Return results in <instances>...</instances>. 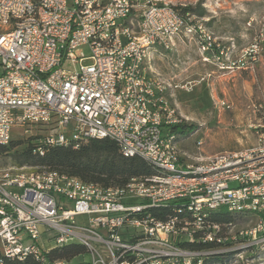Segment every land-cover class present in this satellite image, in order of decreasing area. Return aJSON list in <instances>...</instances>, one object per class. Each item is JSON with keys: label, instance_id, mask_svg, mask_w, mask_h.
Segmentation results:
<instances>
[{"label": "built area", "instance_id": "built-area-1", "mask_svg": "<svg viewBox=\"0 0 264 264\" xmlns=\"http://www.w3.org/2000/svg\"><path fill=\"white\" fill-rule=\"evenodd\" d=\"M206 23L179 15L161 0H0V147L10 143L13 128L50 127L52 132L36 140L40 155L53 147L77 149L89 140L109 139L123 157L140 158L156 170L121 188L48 169L4 170L0 264L27 258L66 264L48 256L70 244L86 249L88 264H201L203 257L227 253L235 259L246 250L221 249L230 246L238 223L206 222L221 210L255 222L244 233L251 248L264 243V86L255 81L257 96L245 107L240 129L253 137V147L196 158V164L182 167V137L171 127L184 120L167 92H190L210 76L171 86L146 72L156 48L171 52L176 40L185 38L203 64L257 80V68H264V11L244 23V47L234 39L219 40ZM66 62L72 71L64 69ZM213 106L233 108L218 99ZM176 202L179 209L163 221L151 214ZM80 216H87L86 224L76 223ZM194 241L215 247H181Z\"/></svg>", "mask_w": 264, "mask_h": 264}, {"label": "trees", "instance_id": "trees-1", "mask_svg": "<svg viewBox=\"0 0 264 264\" xmlns=\"http://www.w3.org/2000/svg\"><path fill=\"white\" fill-rule=\"evenodd\" d=\"M181 16L186 14L201 15L195 8L173 7ZM195 126L181 123L171 127V132L184 137L194 131ZM40 136L31 137L27 140L26 147L13 154L14 163L19 166L48 169L59 174L66 175L81 180L84 183L95 184L102 188H121L133 179H141L152 176L156 170L140 158H125L115 142L109 139H94L81 144L77 149L72 147H53L47 149L43 155L35 151L36 140ZM21 142L13 140L7 146L0 147V153L13 150ZM178 202L169 204L164 208L151 210V214L158 220H165L174 215V211L179 209ZM182 216L189 219L187 213ZM240 218L238 215L227 213L225 210L209 214L206 222L214 224H235ZM182 248L191 251H208L215 247L209 242L193 243L184 242ZM87 255L84 247L77 244H70L61 248H56L49 253V259L53 261H64L68 263L73 259ZM234 254L227 253L203 257L201 264H229ZM4 264H38L32 258H27L23 262L6 260ZM88 264V263H80ZM191 264H198L196 261Z\"/></svg>", "mask_w": 264, "mask_h": 264}, {"label": "rangeland", "instance_id": "rangeland-1", "mask_svg": "<svg viewBox=\"0 0 264 264\" xmlns=\"http://www.w3.org/2000/svg\"><path fill=\"white\" fill-rule=\"evenodd\" d=\"M169 4L172 7H191L194 8L195 4H202L205 6L206 9L210 12H214L216 16L220 19V21H225V28L227 26L228 30L233 34L234 36L239 33V31L244 26L245 20L248 19L249 16L256 14L259 15L263 13L264 11V4L261 0H168ZM213 13V14H214ZM224 23L221 25L223 26ZM222 27H220V30ZM245 43L247 41H244ZM244 47V46H243ZM189 57L195 59V56L193 53L188 52ZM197 58L200 60L199 53H197ZM196 60V59H195ZM84 64H89V62H85ZM199 64V63H198ZM197 63L193 64L190 61H186L183 66H181L183 69L185 67V70H190L192 67H197ZM64 69L68 71H72L73 67L69 62H66L64 64ZM2 74V69L0 67V75ZM202 75V74H201ZM228 75V74H227ZM200 78H196V76H191L188 78L181 79L182 84H185L186 82H195L198 81ZM262 78L257 77L256 82H261ZM210 81V82H209ZM259 82V83H260ZM209 84V86H208ZM211 85V80L206 79L205 81L201 82L200 84L196 83L190 92H185L186 94L182 95V99L184 101V106L182 107L183 113L186 114V117L189 118L191 121L190 124L195 126V130L202 128V132H209L208 134H203L202 132H197V134H194V132L191 134H187L186 138H194V140H201L203 142V146L207 144V136L212 137L215 133H218L219 137L222 138L227 135H231L233 137L238 135V131H240V127L236 129V124H232L230 120L233 117H236L240 115L241 113V106L236 101L234 103V109L229 111L224 110H217L213 106V101H211L210 96L215 95L219 96L218 98H222V93H218L215 89L212 90L209 89ZM261 87L264 86V82L259 84ZM250 91L256 92L257 85L249 84ZM241 86L236 87V95L239 99L240 95L242 96L243 92L241 91ZM185 99V100H184ZM194 130V131H195ZM48 132H52V129L50 127H41V126H27L24 129L21 128H13L11 132V137L14 142H21L19 146L14 148L13 150H8L6 152L0 153V173L4 170L14 169V170H23V171H38L41 168H33L28 166L19 167L14 163V157L13 154L15 151H21L26 147L27 140L31 137L36 136H42L45 135ZM226 132V133H224ZM185 139V140H187ZM243 139V138H241ZM210 142L213 144V147L215 149H218L219 151H231V150H237L240 147V144L237 145L235 140L230 141L229 138H225L224 140H210ZM238 143V142H237ZM194 149V144H191V148ZM198 147V146H197ZM218 153V152H217ZM194 157H201L203 156V153L199 151L194 152ZM237 184L231 183L230 187L234 188ZM87 216H80L76 218L77 224L87 223ZM238 225L237 228L234 230V232L231 235V238L228 240L230 246H225L221 250H238L240 248V251L243 252L237 260L234 258L231 259V262L233 264H264V243L256 246L254 248L250 247V244L252 243L250 239L247 237H244V233H248L249 230H251L255 222L251 220H239L237 221ZM237 232H242L243 236L236 235ZM238 240L245 241L244 244L241 245L237 243ZM253 247V246H252ZM236 261L235 263L233 261ZM89 262V256H80L72 261L66 263V264H80V263H88Z\"/></svg>", "mask_w": 264, "mask_h": 264}, {"label": "crops", "instance_id": "crops-1", "mask_svg": "<svg viewBox=\"0 0 264 264\" xmlns=\"http://www.w3.org/2000/svg\"><path fill=\"white\" fill-rule=\"evenodd\" d=\"M164 2H168V0H161ZM178 1V0H177ZM195 9L197 12H199L201 15H198L197 17L199 18H204L207 20L206 27L207 29L219 40L226 41L228 39H234L236 42V45L238 47L245 46V39H243V36H246V33L244 31V26L242 29L239 31L237 35L231 34V32L228 30L227 26L225 28V21H220V19L216 16L214 12L208 11V9L205 8L202 4H195L194 5ZM214 13V14H213ZM260 14V13H259ZM246 22V20H245ZM224 23L223 26H221ZM220 27L222 29L220 30ZM175 48L171 52H165L161 50L160 48H156L154 52V57L152 64L148 69H146L147 74L150 77H153L154 75H160L162 78L166 79L169 81L171 86L175 85H181V79L183 78H188L191 76H196V78H202V77H209V80H211V85L209 89L213 88L212 90H216L218 93H222V98H218L219 96H216V94L211 95L210 99L211 101L215 100H223L227 101L231 104H233L234 109V103L236 101L237 103L241 106L240 110L241 113L240 115L233 117L230 122L232 124H236V129L240 127V129H243L246 124V121L244 120V117L246 116L245 114V107L249 104L250 100L254 97L257 96V90L256 92L250 91L249 84L252 85H257L262 82H264V68L263 67H258L256 70V76L261 77L262 80L261 82L258 81L257 84L255 82V79L252 78V76L246 72L244 73H237V74H230L226 75L223 72H219L215 67L208 65V64H203L201 62V59L199 60L197 57V47L195 44L191 41H188L187 39L183 38H178L175 42ZM188 52H191L194 54L195 59L192 58L191 56L189 57ZM190 61L193 64L199 63L197 67H192L190 70H185L181 67L183 64L186 63V61ZM202 74V75H201ZM210 82V81H209ZM260 82V83H259ZM187 83V82H186ZM209 86V84H208ZM241 86L242 88V96L240 95L239 99L236 97L235 98V91L236 87ZM258 86V85H257ZM186 94L184 91L178 90V89H170L167 92V99L170 102V104H173L176 106L178 115L181 116L184 120L185 124H190L191 121L189 118L186 117V114L183 113L182 107L185 105L184 101L182 99V95ZM185 100V99H184ZM185 107V106H184ZM231 109V110H232ZM200 129H197L198 131H192L191 134L194 132L197 134V132H202ZM203 134H208L209 132H202ZM226 133V132H224ZM218 133H215L212 137L207 136V144L205 147L202 145L200 147H197V142L199 139L194 140V138H186L187 136L182 137L178 141V146L181 150V152L185 155L182 159L181 165L182 167H185L187 165H194L196 164L195 159L199 158V160H206L208 158H211L219 153L223 152H241L244 150H247L255 145V140L253 139L252 136H244L240 134V131H238V135L240 137H233L231 135L224 136L220 138L218 136ZM229 138L230 141L235 140L236 144L239 145L240 147L237 150H231V151H219L218 149H215L213 147V144L210 142V140H224L225 138ZM243 138V139H241ZM187 139V140H185ZM238 142V143H237ZM191 144H194V151L193 147L191 148ZM199 151L203 153V156L201 157H194V152ZM218 152V153H217Z\"/></svg>", "mask_w": 264, "mask_h": 264}]
</instances>
